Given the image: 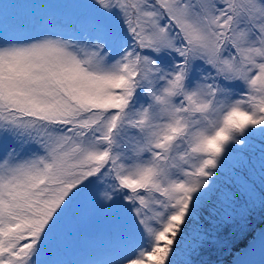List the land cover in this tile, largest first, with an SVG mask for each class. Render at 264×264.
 Wrapping results in <instances>:
<instances>
[{
	"label": "snow or ice",
	"instance_id": "6c2138e0",
	"mask_svg": "<svg viewBox=\"0 0 264 264\" xmlns=\"http://www.w3.org/2000/svg\"><path fill=\"white\" fill-rule=\"evenodd\" d=\"M256 213L264 0H0V264H204Z\"/></svg>",
	"mask_w": 264,
	"mask_h": 264
},
{
	"label": "trees",
	"instance_id": "16d2710c",
	"mask_svg": "<svg viewBox=\"0 0 264 264\" xmlns=\"http://www.w3.org/2000/svg\"><path fill=\"white\" fill-rule=\"evenodd\" d=\"M21 1V0H20ZM28 3L29 0H23ZM264 224V220L261 219L259 213L254 214L249 218L248 232L245 236H232L230 230L226 229L223 235L230 241L228 246L213 247L204 250L199 257L198 261H203L204 264H220L221 255L223 252H227V258L224 259L222 264H229V260L240 247L245 245L250 237L253 236L254 232Z\"/></svg>",
	"mask_w": 264,
	"mask_h": 264
},
{
	"label": "bare ground",
	"instance_id": "6f19581e",
	"mask_svg": "<svg viewBox=\"0 0 264 264\" xmlns=\"http://www.w3.org/2000/svg\"><path fill=\"white\" fill-rule=\"evenodd\" d=\"M262 229L257 232L248 247L237 254L232 264H264V239L260 235Z\"/></svg>",
	"mask_w": 264,
	"mask_h": 264
},
{
	"label": "rangeland",
	"instance_id": "374dc122",
	"mask_svg": "<svg viewBox=\"0 0 264 264\" xmlns=\"http://www.w3.org/2000/svg\"><path fill=\"white\" fill-rule=\"evenodd\" d=\"M9 2L11 3H18V4H33V3H46V2H57V0H29L28 3H25V1L23 0H9ZM21 14H24V13H31L35 10H31V9H20L19 10ZM264 227V224L257 229V231L254 233V235L248 239L247 243L245 245H243L242 247H240L236 252H234V254L232 255V257L230 258V260L228 261L229 264H232L233 261H234V258L237 256V254L245 249L246 247H248V245L251 243V241L253 240V238H255L257 232L262 229ZM227 252H223V254L221 255V260H220V264L223 263L224 259L227 258Z\"/></svg>",
	"mask_w": 264,
	"mask_h": 264
}]
</instances>
